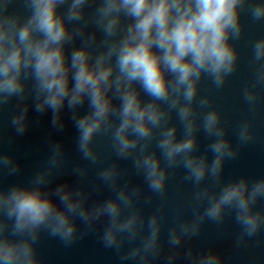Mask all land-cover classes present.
<instances>
[{
    "label": "clouds",
    "instance_id": "1",
    "mask_svg": "<svg viewBox=\"0 0 264 264\" xmlns=\"http://www.w3.org/2000/svg\"><path fill=\"white\" fill-rule=\"evenodd\" d=\"M242 15L264 21V0H0V113L16 101L8 123L22 136L29 108L50 112L57 132L67 109L75 151L87 162L71 168L79 185L54 182L66 152L50 142L46 165L26 185L0 187V264H43L42 234L71 246L98 228L99 242L122 262L224 264L216 250L188 247L206 222L222 225L231 216L240 228L237 246L264 232V210L255 207L264 201V178L224 177L226 162L254 141L253 125H236L234 146L221 112L200 95L203 81L219 90L237 71L233 42L244 33ZM249 65L252 82L242 97L255 115L264 93V37L251 42ZM201 134L210 141L203 153ZM104 149L112 163H104ZM121 162H130L142 185L126 179ZM90 167L98 183L86 182ZM178 171L192 187L181 205L191 216L177 209L166 252L168 181ZM19 172L0 153V174ZM104 191L110 195L92 200ZM154 197L161 202L146 215L141 201L148 206Z\"/></svg>",
    "mask_w": 264,
    "mask_h": 264
},
{
    "label": "water",
    "instance_id": "2",
    "mask_svg": "<svg viewBox=\"0 0 264 264\" xmlns=\"http://www.w3.org/2000/svg\"><path fill=\"white\" fill-rule=\"evenodd\" d=\"M244 24V33L240 40L234 41V45L239 52L238 69L228 78L222 89H215L207 80L201 84L200 95H207L212 100V106L219 110L224 118L228 131V138L233 141L234 146L238 143L235 136L236 125L243 120H250L255 134V139L240 149L237 159L227 161L224 168L225 180L248 177L249 179L264 178V93L262 101L255 115L248 111L242 92L246 86L252 82V68L249 65L251 58V42L264 37V21L253 22L247 15H242ZM15 103L13 102L0 113V153L10 155L16 163L20 165V172L16 175L7 176L0 174V187L7 188L14 184H27V181L37 170L46 165L50 142L62 143L66 152V164L60 170L56 180L59 182L67 180L71 184H80L79 178L75 177L71 168L76 165L84 166L87 162L79 158L75 151V137L77 135L70 113L65 109L63 121L66 127L63 132H57L52 128L51 113H36L29 108L28 130L22 136H17L14 129L9 126V119L15 114ZM26 103L31 104V101ZM86 111V106L81 109V114ZM210 141L201 134L199 137L200 152L203 153ZM104 156L107 159L104 163H112L114 157L104 149ZM211 159V154H209ZM121 167L128 168V176L134 185L143 184L142 177L135 176L130 162H121ZM97 168L90 167L89 175L86 178L88 183H98L95 180ZM182 171L171 177L168 181L169 202L165 208L166 219L165 229L162 240L165 242V251H168L166 244L167 228L171 226L176 215L177 209L183 218H190L191 210L181 205L190 198L192 187L189 183L182 181ZM109 192L94 194L92 200L104 199ZM144 195H152L145 189ZM91 202V201H90ZM160 200L154 197L151 205L144 207L145 214H151L159 206ZM256 210H264V201L258 202ZM80 230L84 231L83 224L77 220ZM102 227V226H101ZM240 232L239 226L234 222L231 216L227 217L222 225H216L206 222L202 226L201 234L194 238L188 247H191L195 253L199 254L208 249L219 252L224 264H264V232L246 240L244 245L237 246L236 238ZM99 228L95 232H88L82 238L78 239L71 246H65L58 238L49 237L46 233L42 234L37 245L39 256L43 264H135L134 261H120L114 250L105 249L98 240ZM186 250L185 249H182ZM155 264H165L163 259ZM174 264H189V261L183 257Z\"/></svg>",
    "mask_w": 264,
    "mask_h": 264
}]
</instances>
